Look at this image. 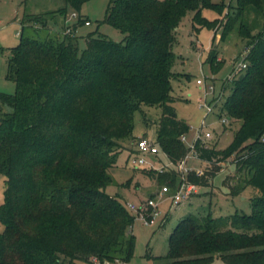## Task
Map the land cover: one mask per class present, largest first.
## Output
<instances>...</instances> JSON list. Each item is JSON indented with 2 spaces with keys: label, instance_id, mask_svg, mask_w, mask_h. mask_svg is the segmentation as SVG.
<instances>
[{
  "label": "trees",
  "instance_id": "trees-1",
  "mask_svg": "<svg viewBox=\"0 0 264 264\" xmlns=\"http://www.w3.org/2000/svg\"><path fill=\"white\" fill-rule=\"evenodd\" d=\"M88 1L66 0L58 10L25 15L20 41L11 48L7 78L16 90L0 91V264L132 256L135 236L127 231L136 216L106 191L114 181L110 169L136 138L134 116L143 103L161 106L156 137L170 160L178 163L189 152L181 136L191 125L177 114L172 79L176 30L190 11L196 30L222 28L221 39L239 24L249 49L222 107L242 123L225 148L195 140L197 156L209 167L202 174L191 170L188 180L209 184L231 158L236 172L223 181L230 193L253 186L260 195L251 213H189L171 232L168 253L153 258L155 264H264V0H238L219 23L202 15L204 8L223 10L212 0H109L102 21L125 38L89 32L81 48L77 29L90 21L80 13ZM68 5L78 18L74 24L66 19ZM59 16L64 27L55 31L49 22ZM218 52L214 45L208 55L213 70L222 63ZM169 171L158 179L174 188L178 171Z\"/></svg>",
  "mask_w": 264,
  "mask_h": 264
},
{
  "label": "rangeland",
  "instance_id": "rangeland-1",
  "mask_svg": "<svg viewBox=\"0 0 264 264\" xmlns=\"http://www.w3.org/2000/svg\"><path fill=\"white\" fill-rule=\"evenodd\" d=\"M223 4V10L204 8L202 15L209 20L218 18V23L223 21L237 5L238 0H212ZM109 0H89L80 13L88 17L91 24L82 23L78 26L77 33L81 48L86 46L83 37L89 32L105 34L114 40H122L126 33L110 23L103 22ZM66 6V0H0V91L14 93L16 83L7 78L8 59L11 48L20 41L19 31L22 28V18L27 14H37L47 11L58 10ZM75 10L67 6L66 19L70 24L77 22L74 17ZM194 11L188 12L182 19L176 30V40L173 51L176 53V61L173 70L176 77L172 79V94L176 97L174 106L180 118L185 119L190 125L184 140L187 149H190L198 137V130H209L212 136L206 140L208 144L217 143L218 148H225L233 139L234 133L240 127L242 121L228 119L223 124L222 116L228 117L222 110L227 96L231 93L232 80L242 72L238 69L239 62L246 55L248 38L239 33V24L229 32L225 39H221L222 28H211L207 25L199 26L196 30L193 24ZM252 18V16H251ZM262 24L264 20L261 21ZM65 18L59 16L57 21H50L49 25L55 31H61L64 27ZM252 31V30H251ZM258 28L253 30L257 33ZM216 45L218 57L222 63L217 70L212 69L208 61L211 48ZM220 61V62H221ZM243 70V69H242ZM202 79L203 84L197 80ZM214 85V91L205 96L207 85ZM207 99L214 106V111L207 114L205 105L201 99ZM218 99L217 103L216 100ZM9 110V107H6ZM162 113L160 105L143 103L141 109L134 116L133 141H127L116 159V164L110 169L113 183L107 186L106 191L110 194L119 195L120 200L128 205L134 203L136 207L145 212L142 207L148 198H153L167 184L171 192L175 191L181 183V171H178V163H173L165 151L157 142V121ZM204 119V124L202 120ZM140 137H148L156 143V152L144 154L146 162L136 166L130 161L131 153L136 149V142ZM140 156L142 154H139ZM187 166L192 170H200L202 173L209 167L207 162L194 154H190ZM160 168L164 170H177L175 187L167 181H160L158 174ZM146 170V171H144ZM151 173H148V172ZM236 172L235 163L232 159L222 163V168L211 177L209 184L198 185L197 192H193L188 198L178 205H171L167 197L159 203L160 214L155 223L147 224L137 209L129 210L136 218L127 233L134 234L135 246L132 256L126 260L103 261L95 257L90 261L81 260L77 264H155L153 256L166 255L169 251L168 239L181 218L189 213L224 216L235 212L251 213L253 199L260 195V191L253 187H246L240 194L232 195L230 189L224 185V179ZM5 188V176L0 174V203L3 201ZM170 192V193H171ZM4 225L0 221V231ZM213 264H224L221 259H216Z\"/></svg>",
  "mask_w": 264,
  "mask_h": 264
},
{
  "label": "built area",
  "instance_id": "built-area-1",
  "mask_svg": "<svg viewBox=\"0 0 264 264\" xmlns=\"http://www.w3.org/2000/svg\"><path fill=\"white\" fill-rule=\"evenodd\" d=\"M86 24H90V21L87 20ZM244 58V57H243ZM247 66V62H245L243 59L241 62H239L238 69H244ZM198 83L203 84L204 81L202 79L197 80ZM214 85L209 84L207 85L205 89V96L211 92L214 91ZM216 100V103L218 99ZM202 105H205L207 109V114L210 112L214 111V106L211 103L207 102V99L205 98L204 100L201 99L200 102ZM228 117L222 116L221 121L222 123H227L228 122ZM204 124V119L202 120V124ZM198 137L204 142L212 136V132L209 130H206L205 132L202 131V129L198 130ZM181 139L184 141L186 140V134H183L181 136ZM156 143L153 141V139H150L148 137H140V139L136 142V149H134L131 153L130 156V161L136 166L144 164L146 162L144 154L147 152H156ZM194 154L197 156L194 148V144L190 148L189 152L184 156L180 161H178V171H181V183L177 187V189L173 192H171L170 187L165 184L161 190L157 193V195L153 198H148L144 204L142 209L145 211L143 212L140 210L139 206H142L141 204L136 207L134 203H128V208L131 209H137L139 211V214L142 216L143 220L147 224H153L156 221L157 216L160 214L159 210V203L164 199V197H167L168 199L171 200V205H178L182 202L183 199L188 198L193 192H197L198 185L196 183H193L188 180V173L192 170L189 166H187V162L189 159L190 154ZM139 154H142L141 156ZM160 171H165L163 168H160ZM197 174H202L200 170H196ZM171 192V193H170Z\"/></svg>",
  "mask_w": 264,
  "mask_h": 264
},
{
  "label": "crops",
  "instance_id": "crops-1",
  "mask_svg": "<svg viewBox=\"0 0 264 264\" xmlns=\"http://www.w3.org/2000/svg\"><path fill=\"white\" fill-rule=\"evenodd\" d=\"M19 33V32H18Z\"/></svg>",
  "mask_w": 264,
  "mask_h": 264
}]
</instances>
